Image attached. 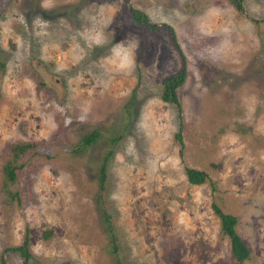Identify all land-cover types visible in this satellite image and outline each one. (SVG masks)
I'll return each mask as SVG.
<instances>
[{"label":"rangeland","instance_id":"rangeland-1","mask_svg":"<svg viewBox=\"0 0 264 264\" xmlns=\"http://www.w3.org/2000/svg\"><path fill=\"white\" fill-rule=\"evenodd\" d=\"M244 5L259 23L227 0H0V264H235L213 202L237 216L245 264H264V0ZM183 65L181 147L160 94ZM21 141L40 145L18 200L1 168ZM110 148L117 250L95 199ZM186 166L208 180L191 184ZM26 230L29 263L4 250Z\"/></svg>","mask_w":264,"mask_h":264},{"label":"trees","instance_id":"trees-1","mask_svg":"<svg viewBox=\"0 0 264 264\" xmlns=\"http://www.w3.org/2000/svg\"><path fill=\"white\" fill-rule=\"evenodd\" d=\"M230 5H232L238 12L247 15L252 21L259 23L260 20L253 18L247 12L244 0H227ZM131 19L139 25H143L150 29L153 32H157L160 30V26L156 23H153L149 20L148 16L141 10L131 7L130 8ZM167 29L172 30V28L168 25H165ZM174 36V34H173ZM187 76L186 67L183 65L181 69L173 74L168 75L162 81L161 85V99L165 102L172 103L178 110V115L180 119L179 130L175 134V138L178 140L181 147L184 146V142L182 139V113H181V105L179 100L178 90L183 85ZM41 83V82H40ZM99 136V132L97 130H93L90 133L84 135L81 139L83 145H91L93 144ZM118 137L111 138L110 144L116 143ZM39 142L35 141H21L12 144L6 153V158L2 165V187L4 192L10 193L11 197H14L19 200L18 192L13 190L14 184L18 180V172L25 165V158L32 157L38 153ZM113 154V149H109L105 154L104 160L100 167L99 172V191L97 192L95 199L97 200V209L98 214L102 218V222H104L105 230L104 232L108 234L110 238V242L113 244L115 250H117V237L114 231V226L112 224V219L110 213L106 206L104 205V199L102 196V192L104 191V182L106 180L107 172V161L110 156ZM182 154V148L180 151ZM185 174L187 180L191 184H202L208 180V174L204 170H200L197 168L185 167ZM212 189H215L214 187ZM212 210L214 214L219 219V230L222 235L226 236L229 240V250L231 256L233 257L235 264H245V262L250 258V250L247 245L243 241L242 237L237 232V216L232 213L224 211L218 204L215 202L212 203ZM48 232L43 234L44 238H47ZM5 251L15 252L21 256L25 263H29L34 260V255L30 250V238L28 234V230L25 231L23 235L22 242L18 245L5 247ZM1 264H5L4 259H1Z\"/></svg>","mask_w":264,"mask_h":264}]
</instances>
